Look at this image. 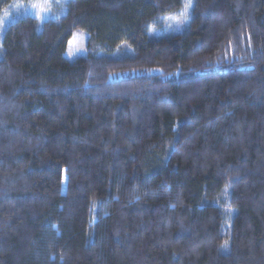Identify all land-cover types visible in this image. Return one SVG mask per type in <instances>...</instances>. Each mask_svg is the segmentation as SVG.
I'll return each instance as SVG.
<instances>
[{
    "label": "trees",
    "instance_id": "16d2710c",
    "mask_svg": "<svg viewBox=\"0 0 264 264\" xmlns=\"http://www.w3.org/2000/svg\"><path fill=\"white\" fill-rule=\"evenodd\" d=\"M185 2L2 27L0 264H264V0Z\"/></svg>",
    "mask_w": 264,
    "mask_h": 264
},
{
    "label": "rangeland",
    "instance_id": "374dc122",
    "mask_svg": "<svg viewBox=\"0 0 264 264\" xmlns=\"http://www.w3.org/2000/svg\"><path fill=\"white\" fill-rule=\"evenodd\" d=\"M193 0H191L192 3ZM64 4V0H14L10 5H8L3 13L0 15V20H3V23L0 24V33L2 30V27L6 24L8 20H11L12 18L26 14L31 13L38 17L39 19L48 18L53 14V11L56 8H61ZM33 5H39V7H33ZM42 8H47V11H41ZM181 12V11H180ZM179 13L170 15L165 17L163 20H161V25L159 28V31L162 30L174 28L178 29L182 25H179L172 20L167 19L171 16L179 15ZM55 14V13H54ZM89 39V33L84 29H78L75 31L74 35L69 41L67 50H66V56L74 60L76 57L87 54V43ZM72 49V54H69V50ZM230 225V224H228Z\"/></svg>",
    "mask_w": 264,
    "mask_h": 264
},
{
    "label": "snow or ice",
    "instance_id": "6c2138e0",
    "mask_svg": "<svg viewBox=\"0 0 264 264\" xmlns=\"http://www.w3.org/2000/svg\"><path fill=\"white\" fill-rule=\"evenodd\" d=\"M33 7H39V5H33ZM193 7L191 0H186L183 5V8L179 15L168 17L167 19L172 20L173 22L183 25L186 24L189 20V11ZM47 8H42L41 11H47ZM3 23V20H0V24ZM69 54H72V49L69 50Z\"/></svg>",
    "mask_w": 264,
    "mask_h": 264
}]
</instances>
